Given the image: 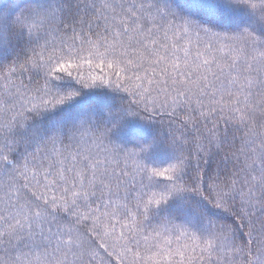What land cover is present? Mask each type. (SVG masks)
<instances>
[{
  "label": "snow or ice",
  "instance_id": "6c2138e0",
  "mask_svg": "<svg viewBox=\"0 0 264 264\" xmlns=\"http://www.w3.org/2000/svg\"><path fill=\"white\" fill-rule=\"evenodd\" d=\"M0 264H264V0H0Z\"/></svg>",
  "mask_w": 264,
  "mask_h": 264
}]
</instances>
